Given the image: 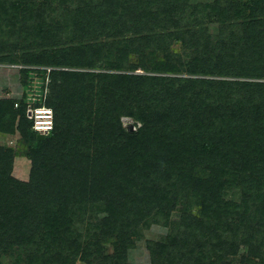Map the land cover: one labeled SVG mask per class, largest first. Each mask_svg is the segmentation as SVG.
<instances>
[{"label": "trees", "instance_id": "16d2710c", "mask_svg": "<svg viewBox=\"0 0 264 264\" xmlns=\"http://www.w3.org/2000/svg\"><path fill=\"white\" fill-rule=\"evenodd\" d=\"M243 1L213 2L211 36L168 27L197 19L194 0H0L1 30L12 24L27 45L1 59L68 68L49 71L43 139L26 102L0 100V133L20 135L0 145V264H133L106 244L121 234L129 249L159 220L172 230L147 242L150 264H228L238 247L239 264H264V83L134 73L263 77L264 0ZM62 35L72 45L34 51ZM172 39L203 53L174 58ZM103 66L116 73L75 70ZM124 116L141 127L126 131ZM16 157L31 162L28 182L11 175Z\"/></svg>", "mask_w": 264, "mask_h": 264}, {"label": "rangeland", "instance_id": "374dc122", "mask_svg": "<svg viewBox=\"0 0 264 264\" xmlns=\"http://www.w3.org/2000/svg\"><path fill=\"white\" fill-rule=\"evenodd\" d=\"M73 1V3H71ZM79 0H68L69 4L68 6L70 8H74L77 6V3ZM215 0H194V3L200 4V11L196 15L195 18H197L195 21L193 19V16L191 15L192 12L189 8H187L186 11H184V14L190 17L189 22H184L183 20L180 21V24H168L169 29H176L181 27L184 30L189 27L190 24L193 22V27L196 29H206V32L209 33L211 36H215L219 30V27L221 26L219 16L218 14L211 11V5H213ZM239 3H243V0H236ZM56 4H58L56 2ZM61 11L59 10L58 14H60ZM243 14V13H242ZM244 15H240L239 17L230 19V25L231 24H239L243 21ZM227 23V24H229ZM3 25V24H2ZM22 26V25H21ZM14 26L12 24L7 23L6 28L0 27V100H14L20 103L21 101H28V98L35 95L36 97L38 95H46L48 97L49 95V84H50V78H49V72L46 71V75L44 76L39 71L40 70H47L48 69H54V70H67L68 68L64 67H56L52 65H25L21 62L16 63H9L4 62L1 58L4 57H16L15 59H19L22 55L23 51L27 47V45L23 42V37L17 36L16 32H14ZM3 31V33H1ZM202 33L199 37L200 44L204 42V39L202 38ZM204 35V32H203ZM68 36H71L70 33H68ZM129 37V36H128ZM62 39L60 43L55 44L52 47H48L44 45V49L42 48V44H40L39 48L34 51H40V50H47L49 53H52V51L59 50L61 48L62 43L65 44L64 47L72 45L69 41H66V35H62ZM104 38H101L103 40ZM213 39V37H212ZM110 41V39H107ZM105 41V40H104ZM88 42V41H87ZM167 44L170 45V55L172 57L180 56L182 59H189L193 57L192 52H195L196 57H200V46L199 50H195L193 47L186 45L187 43H182L180 40H174L167 42ZM188 46V47H187ZM233 47V45H232ZM37 48V47H36ZM197 48V47H196ZM51 50V51H50ZM192 51V52H191ZM238 51V48L236 49V52ZM20 60V59H19ZM137 55H134L131 57V60L129 64L137 63ZM175 62V61H174ZM128 64V65H129ZM75 69V68H74ZM85 72H92V73H105V74H115L116 71H113L112 69L107 68L106 66L101 67H92L87 69H75ZM23 72H25V78L23 77ZM227 72V70H226ZM135 74L140 75H147V76H162V77H177V78H189V79H205V80H222V81H245V82H258V83H264V76L261 78H240L237 76H234L232 73V70L227 72L225 75L222 76H206V75H191L184 70L180 71L179 73H156L153 71H142L140 69L136 70L134 72ZM24 79V82H23ZM15 109H18L15 107ZM19 117L16 119V125L18 123ZM121 123L122 126L125 128L126 131H129V127H132L133 130H137L139 127H141V124L139 122H135L133 118L131 117H121ZM130 132V131H129ZM20 139V135L17 131L13 135H6L0 133V145L5 147H15L17 144V141ZM30 169H31V162L29 159L25 157H16L13 161L12 166V176L16 178L19 181L22 182H28L29 181V175H30ZM153 178L154 176L151 175ZM224 202V201H223ZM193 213H196L198 211V207H194L192 209ZM174 219H176L174 217ZM159 224H155V222L148 228H144L141 233V237L139 240H137L133 247L127 248L125 244V240L123 239L121 234H117L113 237V239L106 244V251L107 252H122L127 254L128 261L133 264H150V255L149 250L147 249V242L148 241H159L164 236L168 235L169 231L172 230V227L169 228H163V221L159 220ZM82 227V230L84 231V227ZM245 248H236L232 251L231 255L228 258V264H239V258L240 256L245 253ZM2 263L4 264H13V259L10 257H2L1 258ZM73 264H83L79 259L76 260Z\"/></svg>", "mask_w": 264, "mask_h": 264}, {"label": "built area", "instance_id": "2783aa9c", "mask_svg": "<svg viewBox=\"0 0 264 264\" xmlns=\"http://www.w3.org/2000/svg\"><path fill=\"white\" fill-rule=\"evenodd\" d=\"M51 69L47 68L49 72ZM46 95H33L26 101V117L32 122V129L38 135L45 137L51 133L54 127V112L46 106ZM14 107L18 108L16 102Z\"/></svg>", "mask_w": 264, "mask_h": 264}, {"label": "water", "instance_id": "95a60500", "mask_svg": "<svg viewBox=\"0 0 264 264\" xmlns=\"http://www.w3.org/2000/svg\"><path fill=\"white\" fill-rule=\"evenodd\" d=\"M132 130H133V128H132V127H129V131L131 132ZM38 137H39V138H42V139L44 138V137H42V136H40V135H38Z\"/></svg>", "mask_w": 264, "mask_h": 264}]
</instances>
